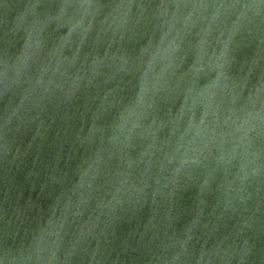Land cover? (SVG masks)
Instances as JSON below:
<instances>
[{"label":"water","instance_id":"obj_1","mask_svg":"<svg viewBox=\"0 0 264 264\" xmlns=\"http://www.w3.org/2000/svg\"><path fill=\"white\" fill-rule=\"evenodd\" d=\"M0 264H264V0H0Z\"/></svg>","mask_w":264,"mask_h":264}]
</instances>
